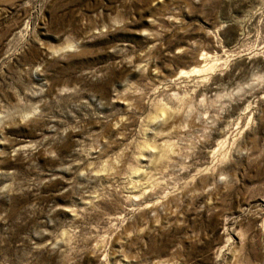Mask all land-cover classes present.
Here are the masks:
<instances>
[{
  "label": "rangeland",
  "instance_id": "1",
  "mask_svg": "<svg viewBox=\"0 0 264 264\" xmlns=\"http://www.w3.org/2000/svg\"><path fill=\"white\" fill-rule=\"evenodd\" d=\"M0 264H264V0H0Z\"/></svg>",
  "mask_w": 264,
  "mask_h": 264
},
{
  "label": "bare ground",
  "instance_id": "2",
  "mask_svg": "<svg viewBox=\"0 0 264 264\" xmlns=\"http://www.w3.org/2000/svg\"><path fill=\"white\" fill-rule=\"evenodd\" d=\"M157 119V118H156Z\"/></svg>",
  "mask_w": 264,
  "mask_h": 264
}]
</instances>
